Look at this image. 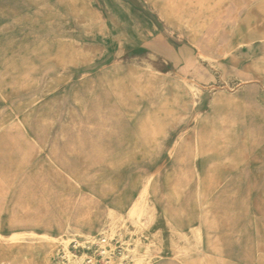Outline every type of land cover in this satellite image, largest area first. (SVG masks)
<instances>
[{"label": "rangeland", "instance_id": "1", "mask_svg": "<svg viewBox=\"0 0 264 264\" xmlns=\"http://www.w3.org/2000/svg\"><path fill=\"white\" fill-rule=\"evenodd\" d=\"M160 202L190 230H154ZM98 230L114 264L167 238L181 263L264 264V0H0V264Z\"/></svg>", "mask_w": 264, "mask_h": 264}, {"label": "built area", "instance_id": "2", "mask_svg": "<svg viewBox=\"0 0 264 264\" xmlns=\"http://www.w3.org/2000/svg\"><path fill=\"white\" fill-rule=\"evenodd\" d=\"M116 238V236L111 237L106 230L93 235L70 236L68 249L60 253L55 264H114L116 255L122 249L118 246L119 239ZM76 257L82 259L73 263L72 260Z\"/></svg>", "mask_w": 264, "mask_h": 264}, {"label": "crops", "instance_id": "3", "mask_svg": "<svg viewBox=\"0 0 264 264\" xmlns=\"http://www.w3.org/2000/svg\"><path fill=\"white\" fill-rule=\"evenodd\" d=\"M93 192L95 193V195H93V197L96 198L99 201V203H100V200L98 199L99 196L94 191V189H93ZM110 202H116V195L109 196V199L107 201V204L103 205L105 207V208L103 207V209H105L106 212L110 208L109 207V204H108ZM162 204L163 203L160 202V204L158 205L160 207V209H159V212L160 213L157 211V214H158V217L157 218L158 219L155 222V228H154V230H156V231H159V230H161V231H164V230L170 231L172 229H175L177 231H184V232H187V231L190 230V228L193 226V223L190 222L189 216H187V217L183 216L180 219L178 218V219H176L175 222L170 221V220H165L166 216L163 215L164 209L162 208ZM78 207H80V208L83 209V206H80L79 205ZM48 211L50 212V210H48ZM95 211H97V209L95 210L93 208H90V209L87 210V212H91V213H96ZM166 213H169V212L167 211ZM185 218L187 219V221H185ZM49 225H52L51 222L49 223ZM79 227H81L82 229H85V230H87V229L88 230L99 229V227H100V220L94 219V218H92L91 220H88V221L83 220L82 223L79 224ZM98 232H99V230L96 231L95 233L97 234ZM171 241L172 240L170 238H167L166 239V244L167 243H170L171 245L170 246L168 245L167 247H164L163 251L160 254H157L156 256H154L146 264H185L184 262L181 263L179 261V259H177L175 257V254L171 250L172 243H174V242H171ZM186 264H189V262H187Z\"/></svg>", "mask_w": 264, "mask_h": 264}, {"label": "bare ground", "instance_id": "4", "mask_svg": "<svg viewBox=\"0 0 264 264\" xmlns=\"http://www.w3.org/2000/svg\"><path fill=\"white\" fill-rule=\"evenodd\" d=\"M225 51H226V50H225ZM177 97L179 98V96H177ZM218 101H219V99H218ZM218 101H217V102H218ZM216 105H217V104H216ZM233 125H234V124H233ZM213 130H214V129H213ZM210 133H211V132H210ZM209 136H210V135H209ZM209 138H211V137H209ZM196 149H197V148H196ZM198 152H199V154L201 153V152H200V149H199ZM199 154H198V155H199ZM205 155H206V154H205ZM211 173H213V172H211ZM142 197H143V193L140 195L139 199L136 200V201L133 203V205H132V208H133V209H135L134 207L138 204L139 201H141V198H142ZM143 198H144V197H143ZM139 204H140V203H139ZM133 209H132V210H133ZM138 210H139V208H138ZM129 212H130V211H129ZM132 212H133V211H132ZM138 212H139V211H138ZM133 213H136V212H133ZM127 217H128V216H127ZM113 219H114V218H113ZM129 219H130V218H129ZM131 219H132V218H131ZM131 219H130V220H131ZM134 219H135V218H134ZM130 220H129V221H130ZM131 222H132V221H131ZM133 222H135V221H133ZM200 223L202 224V226L204 225V224L202 223V221H201ZM67 229H68V228H67ZM75 230H77V229H75ZM205 230H206V228H205ZM199 236H200V239L203 241V238H204V236H205L204 229L201 230V232L199 233ZM42 238H43V237H42ZM45 238H46V237H45ZM43 239H44V238H43ZM44 240H46V239H44ZM202 241H201V242H202ZM47 248H48V251H49L50 246H48ZM205 248H206V247H205ZM157 249H158V248H157ZM147 250H148V249H147ZM154 251H155V250H154ZM156 251H157V250H156ZM147 253H148V252H147ZM148 254H150V253H148ZM200 263H201V262H200Z\"/></svg>", "mask_w": 264, "mask_h": 264}]
</instances>
